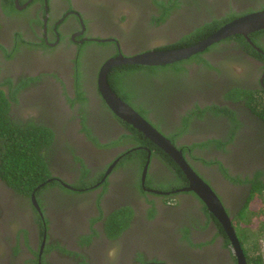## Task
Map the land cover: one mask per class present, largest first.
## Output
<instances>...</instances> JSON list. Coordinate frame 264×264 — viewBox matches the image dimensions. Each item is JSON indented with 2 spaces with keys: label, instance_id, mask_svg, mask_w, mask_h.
I'll return each mask as SVG.
<instances>
[{
  "label": "flooded vegetation",
  "instance_id": "af4514ba",
  "mask_svg": "<svg viewBox=\"0 0 264 264\" xmlns=\"http://www.w3.org/2000/svg\"><path fill=\"white\" fill-rule=\"evenodd\" d=\"M259 10L264 0H0L8 115L53 131L49 175L28 196L0 177V264H238L181 167L111 111L97 81L111 57ZM146 67L164 68L131 76L127 100L114 93L181 152L237 237L234 217L264 182V29Z\"/></svg>",
  "mask_w": 264,
  "mask_h": 264
},
{
  "label": "trees",
  "instance_id": "16d2710c",
  "mask_svg": "<svg viewBox=\"0 0 264 264\" xmlns=\"http://www.w3.org/2000/svg\"><path fill=\"white\" fill-rule=\"evenodd\" d=\"M223 23H225L223 20H214L206 24L194 32L193 36L180 40L175 48L200 41ZM162 68L164 67L132 64L115 66L108 71L107 82L113 92L121 99L127 100L129 94L125 91L131 87V76L135 78L138 72L145 75L158 74ZM171 68L176 71L181 69L179 63ZM260 103L264 113V100ZM52 139L53 131L38 122L11 119L8 115V100L0 90V177L9 187L28 196L36 186L45 181L49 175L45 152ZM263 189L264 182H254L245 206L234 217L233 225L237 227V237L247 264H264L260 244V237L264 236ZM118 227H110L109 234L111 236L118 234L120 231Z\"/></svg>",
  "mask_w": 264,
  "mask_h": 264
},
{
  "label": "water",
  "instance_id": "95a60500",
  "mask_svg": "<svg viewBox=\"0 0 264 264\" xmlns=\"http://www.w3.org/2000/svg\"><path fill=\"white\" fill-rule=\"evenodd\" d=\"M260 29H264V10L251 12L230 20L222 24L200 41L189 46L150 50L131 56L118 55L111 57L101 66L97 81L100 94L111 111L130 124L133 128L140 131L152 142L157 144L181 167L190 183L188 189L196 192V194L204 201L208 209L212 211L223 224L224 229L233 244V250L237 257L238 264H247V261L239 245L234 229L231 226L230 219L225 214L224 209L214 192L189 168L179 150H177L162 134L153 128L131 106L121 100L109 88L106 82V73L109 68L120 64H138L145 66H162L171 64L199 53L211 44L234 34H241L246 37L248 33Z\"/></svg>",
  "mask_w": 264,
  "mask_h": 264
},
{
  "label": "rangeland",
  "instance_id": "374dc122",
  "mask_svg": "<svg viewBox=\"0 0 264 264\" xmlns=\"http://www.w3.org/2000/svg\"><path fill=\"white\" fill-rule=\"evenodd\" d=\"M263 203V208H264V200L262 201ZM260 244H261V249H262V252H263V255H264V236L260 237Z\"/></svg>",
  "mask_w": 264,
  "mask_h": 264
}]
</instances>
